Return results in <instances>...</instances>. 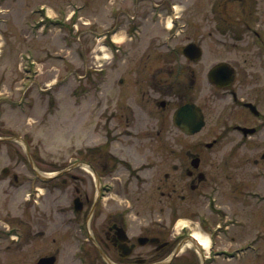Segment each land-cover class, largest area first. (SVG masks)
<instances>
[{"label": "flooded vegetation", "instance_id": "1", "mask_svg": "<svg viewBox=\"0 0 264 264\" xmlns=\"http://www.w3.org/2000/svg\"><path fill=\"white\" fill-rule=\"evenodd\" d=\"M217 6L215 1L207 6L208 35L215 32L224 38L228 21L215 16L220 13ZM131 7L140 11L131 15ZM172 7V0L113 1L107 36L124 31L130 38L119 45L109 42L113 81L111 95L95 99L92 134L98 138L82 142L92 145L78 149V163H66L60 178L63 193L68 198L72 189L70 198L81 210L63 212L75 218H69L68 225L64 221L53 226L51 210L48 225L0 230V243L14 239L12 234L18 235L15 244L20 247L48 241L29 264H38L43 257H53V264H261L259 216L252 214V222L246 224L243 210L218 204L228 162L216 151L224 138H239L245 146L264 133L262 91L256 83L251 91L245 90L251 74L242 77L241 71L247 70L234 67L231 83L216 86L211 81L214 65L196 67L198 62L182 56L176 37L165 42L164 24ZM169 59L174 65L166 64ZM102 70L97 69L99 74ZM201 82L208 88L204 100ZM186 103H194L203 113L204 126L194 134H185L172 122L176 109ZM205 129L209 139L197 145H165L166 136L196 138ZM261 160L254 161L255 179L261 176ZM237 181L235 199H241L245 183ZM25 183L20 179V185ZM103 185L111 186L112 192L103 191ZM148 187L155 191L150 188L154 193L146 196ZM109 198L110 205L103 203ZM33 210L27 213L31 221L37 219ZM37 245L31 254L40 248Z\"/></svg>", "mask_w": 264, "mask_h": 264}, {"label": "rangeland", "instance_id": "2", "mask_svg": "<svg viewBox=\"0 0 264 264\" xmlns=\"http://www.w3.org/2000/svg\"><path fill=\"white\" fill-rule=\"evenodd\" d=\"M113 1L0 0V138H11L0 140V226L17 223L24 228L25 225L30 226V222L31 225H48L51 210L53 226L62 224L61 211L68 209L70 200L66 194H62V187L56 190L54 185L51 186L52 197L41 198L40 206L35 212L37 219L31 221L28 216L31 206L22 197L25 187L16 190L11 185L12 173L22 172L23 165L17 166V163L27 164L28 161L22 146L14 137L27 142L34 166L37 170L46 172L61 170L69 160L77 157L78 149L83 146L82 142L98 138V134H92L97 114L95 97L99 96L94 89L95 83L98 79L106 82L100 96L108 98L113 80L109 70L112 53L106 48L98 52V47L104 44L102 41L98 43L95 37L99 32L107 30L109 6ZM118 1L121 0H115ZM210 1H215L217 8L219 7L220 13L215 16L228 21V25L224 27L227 28L228 35L224 38L215 32L208 35L210 26L207 6ZM172 2L177 5L176 15L185 24V28L178 30L179 36L174 43L177 46H184L189 42L201 45L203 54L196 67L206 69L225 61L235 69L247 70L241 71L242 77L244 73L246 77L251 74L244 85L245 90L251 91L252 84L259 85L263 95L260 102L263 111L264 0ZM40 7L44 8L43 12ZM129 10L133 15L135 11H140V7H131ZM39 19L46 22L38 25ZM165 25L167 26V22ZM129 38L127 33L121 31L116 34L115 39L124 43ZM29 48L34 53L26 50ZM25 55L31 56V59L26 60ZM32 61L34 65L31 64ZM169 62L166 64L174 65L172 59ZM184 64L191 65L188 62ZM100 65L104 68L105 75L104 72L98 74ZM199 87L204 100L208 88L203 82L199 83ZM164 126L165 129L171 128L168 117ZM205 131L207 130L196 138L166 136L165 145H197L199 141L209 139ZM205 151L207 150L204 153ZM216 152L219 156L224 154L228 162L224 171L227 175H222V195L218 204L234 211L243 210L246 224L247 220L252 222V214L258 215L263 231L261 236L264 238V160H261V154L264 153V133L247 140L245 146L239 138H224ZM259 159L262 161L259 164L261 176L255 179L254 161ZM5 167L10 169V175L2 173ZM151 172L148 171V174ZM238 179H243L245 183L244 198L241 199H235L238 195L235 191ZM35 180V185L44 192V185L39 184L37 177ZM150 188L144 189L143 194L148 196L154 193L155 190ZM131 192H135L133 187ZM253 192L258 193L257 197ZM109 201L110 198L105 204L110 205ZM45 211L48 214L45 215ZM46 242L48 241L37 242L34 246H41L32 254L33 245L18 250L11 242L0 243V264H29L31 256L41 250ZM260 245L264 264V239ZM5 246H9L8 249Z\"/></svg>", "mask_w": 264, "mask_h": 264}, {"label": "water", "instance_id": "3", "mask_svg": "<svg viewBox=\"0 0 264 264\" xmlns=\"http://www.w3.org/2000/svg\"><path fill=\"white\" fill-rule=\"evenodd\" d=\"M199 50H198V48H195V46H193V45H188L186 48H185V53H193L194 52V54L197 56V52H198ZM194 55V56H195ZM227 81H225V83H226ZM195 117H192V119H194ZM194 130H197V128H195Z\"/></svg>", "mask_w": 264, "mask_h": 264}, {"label": "bare ground", "instance_id": "4", "mask_svg": "<svg viewBox=\"0 0 264 264\" xmlns=\"http://www.w3.org/2000/svg\"><path fill=\"white\" fill-rule=\"evenodd\" d=\"M203 242H205V241L203 240Z\"/></svg>", "mask_w": 264, "mask_h": 264}]
</instances>
